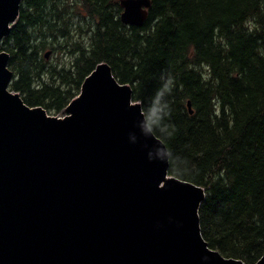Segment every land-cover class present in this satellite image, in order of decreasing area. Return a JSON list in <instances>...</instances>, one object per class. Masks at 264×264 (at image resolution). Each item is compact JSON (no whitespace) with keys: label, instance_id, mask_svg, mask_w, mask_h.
<instances>
[{"label":"trees","instance_id":"16d2710c","mask_svg":"<svg viewBox=\"0 0 264 264\" xmlns=\"http://www.w3.org/2000/svg\"><path fill=\"white\" fill-rule=\"evenodd\" d=\"M151 3L139 27L121 21L120 0H23L0 45L10 87L58 115L96 66L109 64L146 117L163 107L150 128L167 147L169 174L205 189L199 216L210 248L256 264L264 255V0ZM47 48L69 55L68 64L47 63Z\"/></svg>","mask_w":264,"mask_h":264},{"label":"water","instance_id":"95a60500","mask_svg":"<svg viewBox=\"0 0 264 264\" xmlns=\"http://www.w3.org/2000/svg\"><path fill=\"white\" fill-rule=\"evenodd\" d=\"M22 3L0 0V45ZM120 5L141 27L152 3ZM9 61L0 50V264H246L210 248L205 190L169 174L165 143L109 64L60 118L11 90Z\"/></svg>","mask_w":264,"mask_h":264},{"label":"clouds","instance_id":"9594fccd","mask_svg":"<svg viewBox=\"0 0 264 264\" xmlns=\"http://www.w3.org/2000/svg\"><path fill=\"white\" fill-rule=\"evenodd\" d=\"M170 90H171V80H169L165 84L163 91H170ZM162 94L163 92L159 93L158 95H162ZM162 111H163V107L159 104V102H157V106L154 107L151 113L146 117L147 124L151 126L152 124L157 123L161 117Z\"/></svg>","mask_w":264,"mask_h":264},{"label":"rangeland","instance_id":"374dc122","mask_svg":"<svg viewBox=\"0 0 264 264\" xmlns=\"http://www.w3.org/2000/svg\"><path fill=\"white\" fill-rule=\"evenodd\" d=\"M253 26H254V23L252 24V27ZM49 51H51L50 48H47L45 50V53H47ZM69 60H70L69 55H67L66 53L61 54V53H58V52L57 53H53L48 58H46V62L47 63H51V64H54V63L68 64ZM79 95H80V93L76 97H79ZM60 116H63V112L60 114Z\"/></svg>","mask_w":264,"mask_h":264},{"label":"bare ground","instance_id":"6f19581e","mask_svg":"<svg viewBox=\"0 0 264 264\" xmlns=\"http://www.w3.org/2000/svg\"><path fill=\"white\" fill-rule=\"evenodd\" d=\"M202 204V203H201ZM200 208H201V206H200ZM200 211V210H199Z\"/></svg>","mask_w":264,"mask_h":264}]
</instances>
